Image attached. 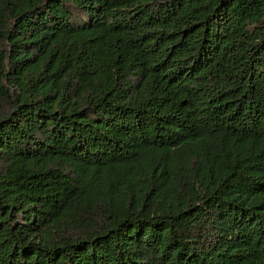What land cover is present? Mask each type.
<instances>
[{"label":"trees","instance_id":"16d2710c","mask_svg":"<svg viewBox=\"0 0 264 264\" xmlns=\"http://www.w3.org/2000/svg\"><path fill=\"white\" fill-rule=\"evenodd\" d=\"M0 264H264V0H0Z\"/></svg>","mask_w":264,"mask_h":264}]
</instances>
